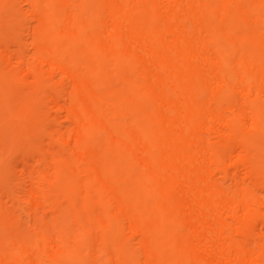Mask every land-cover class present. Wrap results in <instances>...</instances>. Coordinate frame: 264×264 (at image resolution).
I'll use <instances>...</instances> for the list:
<instances>
[{
	"label": "bare ground",
	"instance_id": "bare-ground-1",
	"mask_svg": "<svg viewBox=\"0 0 264 264\" xmlns=\"http://www.w3.org/2000/svg\"><path fill=\"white\" fill-rule=\"evenodd\" d=\"M0 264H264V0H0Z\"/></svg>",
	"mask_w": 264,
	"mask_h": 264
}]
</instances>
